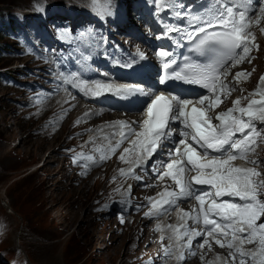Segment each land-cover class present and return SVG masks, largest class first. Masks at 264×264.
Segmentation results:
<instances>
[{"label":"snow or ice","instance_id":"snow-or-ice-1","mask_svg":"<svg viewBox=\"0 0 264 264\" xmlns=\"http://www.w3.org/2000/svg\"><path fill=\"white\" fill-rule=\"evenodd\" d=\"M92 3L99 5L101 0H92ZM153 3L157 8L172 7L170 0H153ZM181 15V12H177V16ZM254 17L256 23L264 17V0H259L257 4L253 0H210L204 15L189 17V23L194 26L193 32L188 33L193 43L192 51L205 57L206 62L195 65L186 63L180 71L172 70L160 79L161 83L168 76L181 79L201 86L210 95H200L192 100L178 95L166 97L162 93L154 94L147 104L146 118L137 122L140 131L125 122H117L122 125L118 129L120 139L109 151L114 154L124 141H129L130 147L124 149L119 159L130 163L131 167L126 173L123 169L120 172L135 179L141 177L135 176L134 169L143 167L177 131L171 128V123L178 121L180 124V138L165 154L167 160L153 165L157 178L163 180L169 177L176 188L169 190L166 187L158 194V200L149 198L151 209L145 213V216H155L172 209L180 213L182 223L168 226L171 235L167 238L175 243L164 248L165 256L175 255L178 261L185 259V249L189 250L188 255H196L191 251L193 241L203 237L202 243L197 245L201 249L207 245L211 250V238L221 248L227 247L229 256L233 261L238 259V264H264V223H258L264 216V200L260 199L264 195V180L259 179L261 173L257 168L240 167L233 163L237 159L254 165L259 163L249 159V155L255 152L258 138L264 142V129L256 126L257 122L264 124V76L260 78L256 90L247 97L236 99L233 106L224 112L208 115L223 102L221 95L226 98L235 90L221 76L226 77L230 66L248 58L249 37L252 36L249 25ZM180 30L168 28L166 32ZM261 31L264 32V28ZM139 55L143 58L142 53ZM157 55L168 58L163 62L164 69H171L175 64L170 59V52L160 50ZM242 75L247 77L251 73H237L234 80L238 83ZM105 89L122 97L143 93V89L134 86L100 82L89 86L87 92L99 96ZM257 96L259 99L251 98ZM241 99H247L248 104L241 106ZM213 120L217 123H213ZM115 135L117 132L112 133V136ZM133 136L136 138L130 139ZM129 153H133L135 159L126 160L125 154ZM107 158L102 154L100 161ZM196 186L208 187L200 189ZM187 199L197 202L191 211L179 207L178 202ZM188 221L200 227H189ZM246 243L256 245L255 249L245 250L243 245ZM173 247L176 253H173Z\"/></svg>","mask_w":264,"mask_h":264},{"label":"rangeland","instance_id":"rangeland-1","mask_svg":"<svg viewBox=\"0 0 264 264\" xmlns=\"http://www.w3.org/2000/svg\"><path fill=\"white\" fill-rule=\"evenodd\" d=\"M34 1L36 0H1L0 5L29 6ZM53 1L50 0V3L56 5ZM68 1L59 2L57 6H66ZM123 1L130 4L129 0ZM134 1L141 4V0ZM152 4L153 0H144V5ZM91 23L94 28L95 22ZM137 24L138 28H141L142 25L138 21ZM55 30L59 34H66L70 28L55 26ZM94 33L99 34L95 28ZM66 46L68 50L65 51L67 57L65 61L74 58L79 60L81 53L77 57L76 54L69 53L74 48L71 39ZM94 49L98 50L97 47ZM36 56L31 64L26 59L8 61L14 62L17 68L18 65L34 68L36 76L31 77L35 82L34 86L21 92L0 83V220L3 221L1 225L5 226L0 228V239L3 237L0 244V259L6 262L14 258L19 254L17 251L19 247L35 264H122V260L125 259L123 255L127 250L130 263L125 264H133L136 255L150 252L155 246L149 250L140 248L137 241L143 231H140L139 225L133 224L135 220L131 221L129 215L126 216L125 224L118 228L115 226L114 218L96 212L95 207L96 198L109 191L110 180L115 179L119 184L124 183L119 176L124 164H119L118 169L112 168L111 172L106 168L97 173H93L90 162L86 163L89 158L82 159L81 165L69 164L73 170L75 169L72 166L76 169L89 168L90 171L86 174L90 176L86 180L80 179L83 175L76 178L69 170L68 158L77 160L85 156V153L76 147L78 139L64 147L78 130H74L70 126L71 121H68L69 126L66 125L60 134H50L47 124L42 120H50V114L36 118L42 113L40 101L43 95L32 105L21 101L25 100L24 94L27 90L32 94L31 99L35 100L42 88L46 89L50 83L48 79L44 87L47 77L52 74L48 69L42 71L35 69L36 63L38 61L42 63L43 60L37 51ZM55 56L58 64L64 61L60 52H56ZM4 61L0 59V65L9 64ZM44 62L46 63L44 67L54 68L55 63L52 59H46ZM263 74L264 56L260 62V71L253 81L255 85L259 83ZM20 106L24 110H34V118H30L31 113L23 111ZM86 121V118H81V123L76 121L73 126L78 124L83 134L89 131L88 128H93L92 124ZM53 125L55 126L56 122H53ZM87 144L90 146L89 155L95 154L99 161L102 146L96 147L91 142ZM105 154L107 155V152ZM130 193L131 188L117 191L113 202L124 201L123 198L131 195ZM134 226L138 228L125 248L124 243L128 238L126 231L130 232L129 227ZM147 244L146 242L145 245Z\"/></svg>","mask_w":264,"mask_h":264},{"label":"bare ground","instance_id":"bare-ground-1","mask_svg":"<svg viewBox=\"0 0 264 264\" xmlns=\"http://www.w3.org/2000/svg\"><path fill=\"white\" fill-rule=\"evenodd\" d=\"M63 1L66 2L67 0H54L53 2L54 4L57 5V3L63 2ZM130 6L131 5L126 1L125 11H126L127 17L124 22L126 23V27L131 26V24L133 23V25L129 29L130 31L128 32L131 34V37L134 39V36L138 35L137 21L139 22V20L137 18V15L133 13V10L130 9ZM148 7H151V6H148ZM143 12H145V10H143ZM115 32L118 34H122L126 32V29L115 25ZM128 42L131 44L133 43L131 39H129ZM99 43H101V41H99ZM99 55H100L99 49L91 50L90 58H85L84 63L89 66L97 64L98 63L97 58L99 57ZM47 58L48 57H46L45 59ZM83 66L85 65L83 64ZM53 67L54 68L50 67V71L52 75L47 77L46 82L44 83V87L48 79H50V83L47 85L46 89L42 90L43 97H42V100L40 101V105L42 107L40 111L42 113L36 116V118H42L44 115L50 114V120H52V122H56V125L55 126L53 125L52 132L54 135L55 134L57 135V134H60L64 130L68 121L69 122L71 121L70 126L73 127L74 122L79 121L81 123V118H87L89 116V113L86 111L84 106L80 104L79 101L77 100L78 89H76L75 87L76 79L68 76V73L65 71L66 65H64L63 67H57V66H53ZM83 70L86 71L85 69ZM89 86L90 84H88L86 88H88ZM66 98L68 99L66 100ZM256 99H259V97L257 96ZM70 109L71 111H69ZM61 120H62V123H60ZM98 122L99 120H93V119L88 120V123L92 124L93 130L95 131H98ZM85 126H87V124H85ZM72 133L70 134L71 136H72ZM97 137H98V134L96 137L95 136L91 137V140ZM89 142L90 140L88 141V143ZM93 144L96 147L102 146L101 154L106 155L105 152L109 150L108 141L105 140L104 138H98L97 140H95V142H93ZM119 157L120 156H116L113 158H107L103 162H101L100 160L98 161V157L95 154H93L91 156L92 159H88L86 163L90 162L92 164L93 173H97L99 170L106 169V168H109V171L111 172L112 168L118 169L119 164L121 163L124 164L122 169L129 164L124 161H121ZM125 158L126 160H129V161L131 160V156L127 154H125ZM72 167L76 169L75 166H72ZM78 169L81 170V176L83 175V178H80L81 180H86L87 178H89L90 175L86 174L87 172L90 171L89 168H79L78 167ZM119 174H120L119 176L122 177V180L125 183L128 180V176L122 175L121 173ZM129 219L131 221L135 220L133 224L139 225L140 231L141 230L143 231V233L141 232L142 235L138 237V241H137L139 243L140 248L143 250L144 249L149 250V249H153V247L155 246L154 249L150 252H144V253H141L140 255H136L137 256L136 259L140 258L143 255L145 256V258L137 264H161L162 260L160 257L162 253H164V248L167 247L168 244L165 242L164 239H162V237H159L157 235L154 229L153 218L149 219V218H146L145 215H141V214H129ZM129 228H131L130 232L126 231L127 233L126 237L128 238L126 239L124 243L125 248L127 246L126 243L130 241L131 239H133L135 231L137 230L136 228H138V226L129 227ZM146 242L148 243L147 245H145ZM107 250H110V249L107 248ZM138 251H139V247H138ZM124 256L126 260L125 259L122 260V264L130 263L129 252L127 250H125V254L123 255V257ZM0 264H4V261L2 259H0ZM192 264H199V262H194Z\"/></svg>","mask_w":264,"mask_h":264},{"label":"trees","instance_id":"trees-1","mask_svg":"<svg viewBox=\"0 0 264 264\" xmlns=\"http://www.w3.org/2000/svg\"><path fill=\"white\" fill-rule=\"evenodd\" d=\"M0 2H1V0H0ZM0 19H1V12H0Z\"/></svg>","mask_w":264,"mask_h":264}]
</instances>
